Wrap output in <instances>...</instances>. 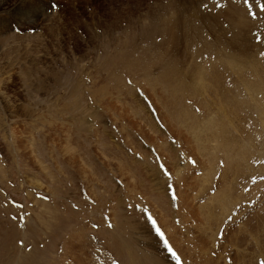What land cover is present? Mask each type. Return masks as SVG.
I'll use <instances>...</instances> for the list:
<instances>
[{"label": "rangeland", "instance_id": "374dc122", "mask_svg": "<svg viewBox=\"0 0 264 264\" xmlns=\"http://www.w3.org/2000/svg\"><path fill=\"white\" fill-rule=\"evenodd\" d=\"M29 1L40 11L18 17L21 0H0V264H264V0H243L245 19L233 13L238 38L203 25L205 43L194 36L172 55L185 74L222 62L247 115L198 77L181 108L201 117L195 126L169 116L167 83L136 63L166 44L148 24L206 0ZM208 119L228 129L217 159Z\"/></svg>", "mask_w": 264, "mask_h": 264}, {"label": "bare ground", "instance_id": "6f19581e", "mask_svg": "<svg viewBox=\"0 0 264 264\" xmlns=\"http://www.w3.org/2000/svg\"><path fill=\"white\" fill-rule=\"evenodd\" d=\"M16 1H14L15 4ZM34 4V2H32ZM21 5H17L15 7H13V9H11L12 14L17 15L18 17H20V15H26L29 16V14H33V12L40 11L41 7L37 6V9L34 11H31L29 9V7L27 5L31 4L29 0H21L20 2ZM247 4V3H245ZM243 2V0H206V4L204 7L202 8H198L193 10L192 12H186L183 13L179 8L177 7H173V13L171 16H165L163 18H158V21L155 25H150L148 24V28L145 31L146 34H150L151 32L153 33H161V36H164V41L166 42V44H164V46L161 48V50L158 52V56L155 57L156 59L152 58L154 56V52H151L149 54L151 61L150 62H138L136 64H140L142 67H144V69L141 68V74H143V76H145L147 79H153L152 76L148 73V70L151 71V74L153 76H157L159 78V80L161 81H165L167 84L166 86H164L162 88V90L164 92H166L165 95V100H162L164 102V106H166V108H168L170 110L169 116L171 113H173L172 115H174V119L177 120V122H182V120L184 121L185 119L189 118L191 119V123L197 124V120H199L198 122H200L202 119L200 116H198L197 113H187L186 111H182L181 112V108L185 105L187 106V99L188 96L195 95V91L191 85V82L189 81H194L195 79H197L198 77L202 78L201 80L203 82H206V89L212 93V92H221V91H225V93H223L221 95V98H224V103L223 105L225 106L226 110H235V114H240L242 116H247L245 111L241 108V106L238 104L237 107H234L232 105V100L229 98V95L232 91H234L231 88L226 87V76L227 75L229 77V73L227 70H225L223 68V64L222 62H216L214 64H203L202 66H200V64H193V66L191 68H189L190 73L189 74H185L182 72V64L181 62H178L176 59L177 58H172V55H181V49L180 46L186 44L187 42H189L190 40L193 41V44L196 40H198V44L201 41L207 40L209 38H207L206 36H209L210 31L216 32L218 31V29L220 30L222 28V30H226V31H231L232 34H234L233 38L237 37V32H239L241 30V23H244V20H241L240 18H244L245 16L244 14H248L247 17L250 15L249 11L251 10L250 7H248V5L246 6ZM257 6V5H256ZM33 9V8H32ZM186 10V9H185ZM42 11V10H41ZM45 9L43 10V13H45ZM24 12V13H23ZM42 15H45L43 14ZM47 13V12H46ZM196 13H199L202 17L198 18L197 15H195ZM233 13H236V15L238 14L239 17H236V15H233ZM250 13H252V11H250ZM186 15H188V17H185ZM32 17V16H31ZM195 18L196 22H198L200 25H198V23L196 22H192L191 23V19ZM242 18V19H243ZM3 20V19H2ZM194 21V20H193ZM207 21V22H206ZM220 21H222V23H220ZM238 21V22H237ZM226 22L228 23L230 28L225 29L223 27V24H226ZM230 22V24H229ZM246 22V21H245ZM150 23V22H149ZM186 24H188V26H186ZM246 24V23H245ZM256 24V23H255ZM48 25V24H46ZM203 25L207 26V28L210 30H208L207 28L203 27ZM231 25V26H230ZM240 25V26H239ZM50 26V25H49ZM257 26V25H256ZM262 26V25H261ZM227 27V24H226ZM50 28V27H49ZM48 28V30H49ZM62 29V28H61ZM230 29V30H229ZM257 29V28H256ZM63 30V29H62ZM145 30V27L142 28L141 32H143ZM203 30V31H202ZM259 30V29H258ZM51 31V30H50ZM256 31V30H255ZM223 32V31H222ZM56 33V32H55ZM205 33V34H204ZM215 33V34H216ZM221 33V32H220ZM154 34V35H155ZM224 34V32H223ZM153 37V36H152ZM158 36H156L155 38H157ZM146 38V37H145ZM144 38V39H145ZM154 38V37H153ZM154 38V39H155ZM238 38V37H237ZM243 38V37H242ZM152 40V38H151ZM196 40V41H197ZM216 40V39H215ZM218 40V39H217ZM221 40V39H220ZM206 41H204L205 43ZM243 42V41H242ZM191 44V43H190ZM192 44V45H193ZM223 45V44H222ZM148 46V45H147ZM223 47V46H222ZM142 48V47H141ZM144 48V47H143ZM196 48V47H195ZM217 48V47H215ZM220 48V47H219ZM250 48V47H249ZM201 49V48H200ZM211 46H206L205 48V52L207 53H211ZM257 49V48H256ZM180 50V53H179ZM217 52L219 49H216ZM18 51V50H17ZM214 51V49H213ZM212 51V52H213ZM220 51V50H219ZM248 51V50H247ZM251 51V50H250ZM162 52H166V58L165 56L162 54ZM215 52V51H214ZM254 52V51H253ZM217 55V54H216ZM152 56V57H151ZM213 56V55H211ZM210 57V56H209ZM241 57V56H240ZM216 58V57H215ZM253 58V57H252ZM169 59V60H168ZM211 59V58H210ZM153 60V61H152ZM205 60V59H204ZM222 60V59H220ZM237 60V59H236ZM239 60V59H238ZM242 60V58H241ZM245 59H243L244 61ZM246 61V60H245ZM244 61V62H245ZM208 62V61H207ZM215 62V61H214ZM233 62V61H232ZM237 62V61H236ZM241 61H239L238 63H240ZM235 63V62H234ZM248 63V62H247ZM262 63V62H261ZM153 65L159 66L161 68V70L158 71H153ZM229 64V63H228ZM149 66V68H148ZM135 67H139L138 65H135ZM187 67V66H186ZM221 67V68H220ZM233 69V68H232ZM232 72V71H231ZM235 72V71H234ZM237 72V71H236ZM242 72L243 71H238L239 77L241 78V83L243 82L242 80ZM244 73V72H243ZM258 73V72H257ZM140 74V75H141ZM178 76H177V75ZM231 74V73H230ZM139 75V74H138ZM176 75V76H175ZM134 76V75H133ZM247 78V77H246ZM227 80H229V78H227ZM249 79H247L246 81L248 82ZM149 82V81H148ZM245 82V81H244ZM249 84V83H248ZM174 85V86H173ZM246 85V83H245ZM148 86V85H147ZM260 89L259 86H256ZM143 88V87H142ZM146 88V87H145ZM206 91V90H205ZM261 91V89H260ZM263 91V88H262ZM147 92V91H146ZM179 92V93H177ZM162 94V93H161ZM161 98L162 95H160ZM187 98V99H186ZM164 99V98H163ZM112 102V101H111ZM246 102V101H245ZM115 104V102H113ZM201 103V102H200ZM243 104V103H242ZM241 104V105H242ZM246 103H244L245 106ZM200 105V104H199ZM213 105V104H212ZM222 106V105H221ZM207 108V107H206ZM183 109V108H182ZM231 112V111H230ZM225 113V112H224ZM232 113V112H231ZM239 115V116H240ZM240 116V117H242ZM208 117V116H207ZM206 117V118H207ZM205 119V118H204ZM212 120L214 119H208L205 123H204V127L207 126L208 124L210 125V123L212 122ZM177 122H175L174 124H177ZM204 122V121H203ZM202 122V123H203ZM214 122V121H213ZM222 123V122H221ZM220 123V124H221ZM192 124H190L189 126L191 127ZM224 124V122H223ZM222 124V126H224ZM173 125V124H172ZM171 125V126H172ZM208 125V126H209ZM213 125V124H212ZM243 125V124H242ZM188 126V125H187ZM186 126V127H187ZM188 126V128H189ZM195 126V125H194ZM198 126V125H197ZM211 126V125H210ZM209 126V132L207 133L209 139H213L217 145V150L216 154L211 155V158L213 159H217V153L218 151H224V146L228 147L229 142L228 140V136L226 134V131H228V129L224 128L220 129V128H214L215 130H211V127ZM177 127V126H176ZM183 127V126H182ZM217 127V124H216ZM241 127V126H240ZM196 128V127H194ZM198 128V127H197ZM227 128V127H226ZM201 129V128H200ZM180 130V129H179ZM226 130V131H225ZM208 131V130H207ZM179 132V137H181L182 140L185 141V143L188 145L189 148H191L189 146V142L187 139V136H183V132L180 130ZM228 133V132H227ZM252 134V133H251ZM144 135L147 137L146 133L144 132ZM201 141V139H200ZM253 141H256V139H252L250 141H248V143H253ZM244 142H246V139H241L240 140V145L243 147ZM185 143L184 146H185ZM240 146V148H241ZM184 148V147H183ZM242 149V148H241ZM191 153L192 150L190 149ZM229 153L230 154H234L236 155L239 160L241 162H243L244 160V152L243 150H240L238 153H233V151L231 150V146L229 147ZM176 156V155H174ZM206 157V156H204ZM202 158V157H201ZM200 158V159H201ZM229 160L226 161V165L227 167L229 166ZM231 185V184H230ZM230 186L229 187H224L223 189L220 190V193L223 194V196L227 199H229V201L224 205L225 207H227V204L229 203L230 206L234 205V197L231 196L230 192ZM219 196V195H218ZM216 197V196H215ZM221 197V196H220ZM217 198V197H216ZM233 198V199H231ZM219 199V198H218ZM222 199V197H221ZM211 202L208 203V205H210ZM220 203V201H219ZM205 204V203H203ZM217 204V201H216ZM215 204V207H216ZM223 203H221L222 205ZM223 205V206H224ZM212 206V205H211ZM218 206V205H217ZM188 207V206H187ZM219 207V206H218ZM218 207H216V209H219ZM207 208V205H206ZM222 209V208H221ZM227 209V208H226ZM189 210V209H188ZM220 210V209H219ZM207 213V212H206ZM209 215V214H208ZM205 251L203 252L201 250V247H198L196 250V253L194 255L195 259V263L198 259L202 258V254H204ZM207 255V254H206ZM206 257V256H205ZM206 259V258H205ZM211 258L209 261H203V262H199L198 264H209L210 263Z\"/></svg>", "mask_w": 264, "mask_h": 264}, {"label": "snow or ice", "instance_id": "6c2138e0", "mask_svg": "<svg viewBox=\"0 0 264 264\" xmlns=\"http://www.w3.org/2000/svg\"><path fill=\"white\" fill-rule=\"evenodd\" d=\"M167 174V173H166Z\"/></svg>", "mask_w": 264, "mask_h": 264}]
</instances>
